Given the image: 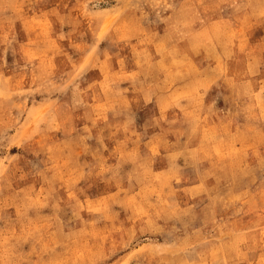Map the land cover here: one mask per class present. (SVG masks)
<instances>
[{"label": "rangeland", "instance_id": "obj_1", "mask_svg": "<svg viewBox=\"0 0 264 264\" xmlns=\"http://www.w3.org/2000/svg\"><path fill=\"white\" fill-rule=\"evenodd\" d=\"M0 264H264V0H0Z\"/></svg>", "mask_w": 264, "mask_h": 264}]
</instances>
